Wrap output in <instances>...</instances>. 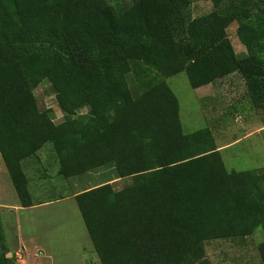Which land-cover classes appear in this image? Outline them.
<instances>
[{
    "label": "trees",
    "instance_id": "trees-1",
    "mask_svg": "<svg viewBox=\"0 0 264 264\" xmlns=\"http://www.w3.org/2000/svg\"><path fill=\"white\" fill-rule=\"evenodd\" d=\"M211 1L192 16L191 0H0V156L20 205H32L22 162L46 142L58 174L112 164L129 178L74 196L99 264H210L206 241L259 227L264 264V173L228 171L210 127L183 132L166 82L184 71L199 88L238 73L264 108V0ZM43 80L59 123L38 108ZM6 253L0 243V264H17Z\"/></svg>",
    "mask_w": 264,
    "mask_h": 264
},
{
    "label": "rangeland",
    "instance_id": "rangeland-1",
    "mask_svg": "<svg viewBox=\"0 0 264 264\" xmlns=\"http://www.w3.org/2000/svg\"><path fill=\"white\" fill-rule=\"evenodd\" d=\"M210 10L211 0H191L192 16ZM236 27L237 23L232 22L226 32L235 52L242 55L245 48L236 37ZM166 82L177 97L183 132L210 127L218 144L232 142L220 150L228 171L257 170L264 173V108L251 106L244 79L238 73L200 88L190 86L184 71L167 77ZM33 93L39 109L52 110L53 124L62 121L63 113L47 80L39 83ZM87 109L84 107L80 111L86 112ZM40 151L39 160H33L34 167L25 162L33 157L22 163L35 205L18 216L15 213L11 215L12 210L0 207V217L5 220L3 233L6 243L13 244L16 236L24 241L23 248L17 249L20 255L16 259L18 264H99L76 201H57L60 196H71L76 184L86 181V176L102 167L65 177L58 174L59 161L51 142H46ZM103 167L106 173L101 174L105 175L103 178L116 173L112 164ZM126 180L129 178H117L112 185L119 189ZM16 199L15 189L0 156V205L10 204ZM45 202L50 204L45 205ZM261 232L259 227L242 239L208 240L204 244L205 256L210 264H261L258 251V244L263 239Z\"/></svg>",
    "mask_w": 264,
    "mask_h": 264
},
{
    "label": "crops",
    "instance_id": "crops-1",
    "mask_svg": "<svg viewBox=\"0 0 264 264\" xmlns=\"http://www.w3.org/2000/svg\"><path fill=\"white\" fill-rule=\"evenodd\" d=\"M200 88V87H199ZM181 121V120H180ZM211 129V128H210ZM212 130V129H211ZM212 133H213V131H212ZM213 136H214V134H213ZM236 141V140H235ZM215 142H216V139H215ZM232 143V142H231ZM231 143H229V144H231ZM229 144H218L217 142H216V145H217V147H218V149H219V151L223 148V147H225V146H227V145H229ZM40 151V150H39ZM38 151V152H39ZM37 152V153H38ZM40 154H41V151L36 155V156H32L34 159H28V160H26L25 162H27L28 163V165H29V167L30 166H32V164H33V160H39V158H40ZM42 159H43V161L45 160V156L44 155H42V157H41ZM27 159V158H26ZM2 162H3V160H2ZM23 163V162H22ZM44 163H46L45 161H44ZM3 166H4V169L6 170V168H5V165H4V163H3ZM33 167H34V164H33ZM104 167H102L101 169H100V171H98V170H95L93 173H91L90 175H88V176H86V181H81L80 183H78V184H76L75 185V191H73L70 195L71 196H69V197H59L58 198V201H57V203H60V202H65V201H70V200H73V202H75V200H74V196L77 194V193H79L80 191H82V190H85V189H89V188H93V187H95V186H97V185H100V184H102V183H106V182H109V183H113L114 181H116L117 180V174L114 172V173H109L110 174V176L109 177H106V178H103L105 175H106V173H104L105 172V170L103 169ZM110 169V171L112 170V168H109ZM25 171V170H24ZM6 172H7V170H6ZM8 173V172H7ZM101 174H105V175H101ZM95 175H98L97 177H95ZM92 176H94V179H92L91 177ZM96 179V180H95ZM28 180H29V178H28ZM29 183V182H28ZM29 189V188H28ZM29 193H30V196H31V192L29 191ZM16 196H17V194H16ZM31 200H32V205H30V206H26V207H24V206H21L20 205V203H19V200H18V197H17V199L15 200V201H12V202H10V204H1L0 205V207H3L4 209H10V210H12V213H10L11 215L12 214H17V216L18 215H20L21 214V212L22 211H26V210H29V209H31L34 205H35V202H34V200H33V198L31 197ZM44 202V201H43ZM43 204V203H42ZM45 205H49L50 203H48V202H45L44 203ZM20 213V214H19ZM5 224V220H4V218L1 216L0 217V243H2V244H4V246H5V249L7 250V253H6V256H14L16 259H17V255H19L18 254V251H17V249L19 248V249H22L23 248V244H22V242H24L22 239H19V238H17V236H16V240L13 242V244H7L6 243V241H5V239H6V237H4L5 235H4V233H3V225ZM21 237V236H20ZM6 243V244H5ZM20 256V255H19ZM19 262V261H18ZM18 262H17V260H16V263L18 264ZM20 264V263H19Z\"/></svg>",
    "mask_w": 264,
    "mask_h": 264
}]
</instances>
